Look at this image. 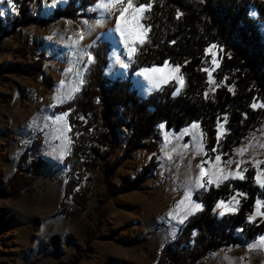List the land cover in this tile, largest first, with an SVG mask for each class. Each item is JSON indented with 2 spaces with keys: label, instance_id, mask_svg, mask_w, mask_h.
Listing matches in <instances>:
<instances>
[{
  "label": "rangeland",
  "instance_id": "obj_1",
  "mask_svg": "<svg viewBox=\"0 0 264 264\" xmlns=\"http://www.w3.org/2000/svg\"><path fill=\"white\" fill-rule=\"evenodd\" d=\"M66 1L43 0V15L49 17ZM100 3L98 0L94 7L97 17L92 23L85 18L78 22L60 18L51 20L44 28L29 24L0 41V190L13 174L21 150L36 132L43 137L26 161V166L32 161L37 163L35 168H28L30 185L16 199L0 197V264H154L163 245L174 238L189 216L184 218L186 213L196 212L192 211L195 204L201 205L195 199V192L204 180L218 185L227 178L235 179L240 175L244 178L247 170L254 169V182L260 194H264V186L256 179L259 174L264 180V116L232 153L226 156L218 153L219 160L217 156L210 159L206 155L203 129L198 120L178 131L160 123L157 151L136 148L111 177L112 186L116 188L154 159L157 168L139 188L117 193L101 205L105 194L104 176L100 169H93L82 181L91 191L86 209L69 200L67 204L74 207L77 215L69 218L59 214L68 172L64 157L70 140L67 113H53L51 108L77 89L81 72L90 59L85 51L90 42L101 38L111 44L105 73L115 79L123 77L133 44L144 39L147 31L141 18L132 20L131 10L125 14L129 21L125 26L118 19L122 5L105 12L97 7ZM0 13L6 20L13 17L17 13L13 0L11 4L0 0ZM250 14L258 15L254 7ZM121 31L125 35L122 36ZM36 44L43 56V65L37 74L28 75L26 68L17 71L8 67L16 49ZM215 46L208 50L211 92L221 85L215 76L222 61L221 49ZM144 69L158 71L145 73ZM170 80L177 82L175 93H178L182 85L180 66L168 62L140 68L132 78L134 89L143 97ZM256 105L262 107L260 103ZM226 131V119H223L218 126L219 136ZM126 133L125 129L119 131L113 158H120ZM246 197L245 192L235 191L221 200L222 205L221 201L217 204L220 207L215 206V215L236 213ZM258 200L262 201L261 195ZM256 207L247 212V222L264 221ZM226 208L236 210L225 211ZM249 217L255 219L249 220ZM238 231L242 239L240 245L211 251L196 264H264V250L249 247L258 243L264 232L247 240L241 227ZM176 257L178 263H186V255Z\"/></svg>",
  "mask_w": 264,
  "mask_h": 264
},
{
  "label": "trees",
  "instance_id": "obj_2",
  "mask_svg": "<svg viewBox=\"0 0 264 264\" xmlns=\"http://www.w3.org/2000/svg\"><path fill=\"white\" fill-rule=\"evenodd\" d=\"M98 0H67L49 17L43 15V0H13L17 13L4 19L0 13V41L29 24L44 28L48 22L66 18L75 22L85 18L94 22ZM144 0H134L139 6ZM152 7L143 13L145 25L143 43L133 44L123 77L110 79L105 70L109 64L111 44L96 38L85 51L90 56L72 95L51 108L53 113L66 112L70 140L64 157L68 172L59 203V214L74 218L75 206L86 209L90 188L83 185L86 174L100 169L104 176L103 205L109 197L139 188L141 182L156 168L151 159L136 175L113 188L111 177L127 156L136 148L150 152L158 149V125L180 130L198 120L203 129L206 155L214 159L218 153L225 156L260 123L264 116V0H149ZM257 17H252V8ZM221 49V64L215 76L221 85L211 92L208 67L211 64L209 48ZM38 44L15 50L8 67L28 75L37 74L43 65ZM27 49V50H26ZM166 62L180 66L182 85L175 93L177 82L170 80L146 97L134 89L132 78L144 67ZM226 119L227 131L218 134L219 122ZM126 130L125 145L120 158H113L119 141V131ZM42 134L35 137L20 152L13 174L0 190V197L16 199L30 185L28 168L37 163L26 161L31 150L42 142ZM38 167V166H37ZM34 171V169H32ZM254 169L246 171L244 178H227L216 185L204 180L195 192L202 207L190 214L179 227L174 238L163 245L154 264H181L176 255H186V263L196 264L209 252L231 245H240L241 227L247 240L264 232V221L259 224L246 221L260 194L254 182ZM247 194L236 213L217 217L215 206L235 191ZM264 212V206L260 208Z\"/></svg>",
  "mask_w": 264,
  "mask_h": 264
},
{
  "label": "snow or ice",
  "instance_id": "obj_3",
  "mask_svg": "<svg viewBox=\"0 0 264 264\" xmlns=\"http://www.w3.org/2000/svg\"><path fill=\"white\" fill-rule=\"evenodd\" d=\"M8 3L11 4L12 0H8ZM117 5H122L123 6V7L119 8L120 16H119L118 19L125 26L129 25V21L126 19V15H125L126 13L129 12V10L132 11V20L133 21H138L142 17L143 13H145L148 10H150L151 7H152V4H151V2H149V0H144L143 3L139 4V6H136L134 4V0H101V3L99 5H97V7L103 9L105 12H112V11H114L116 9ZM13 10H15L14 5H13ZM118 27H119V25H118ZM121 35L122 36L125 35L124 31H121ZM81 39H83L82 35H81ZM140 42L143 43V39H141ZM212 47H216V46L213 45ZM132 51H135V49H133ZM129 55H131V52L129 53ZM213 62L216 63L215 60ZM125 67H127V64L125 65ZM150 71H158V69H144L145 73H148ZM176 71H179V68H177ZM210 79H211V76H210ZM80 82L83 83V80H81ZM252 106L253 107H257L256 104H253ZM260 106L264 107V104H262ZM194 127H195V125H194ZM216 159L219 160L220 157L217 156ZM203 174L204 173L202 171L201 175L203 176ZM239 178H243V176L240 175ZM256 179H257V182L261 183V186H264V180L261 179L259 174L257 175ZM200 186L203 187V184H201ZM186 199H188V197H186ZM181 203H183V201ZM223 203L224 202L221 201V205ZM237 203H239V202H237ZM221 205H217V207H220ZM256 205H257V207H256L257 214L261 215V216H264V212L260 211L261 206H264V202L258 200L256 202ZM201 207H202V205L195 204V206L192 209V211L198 210ZM235 210H236L235 208H226L225 209V211H235ZM190 214H191V212L186 213L184 218H186V216L190 215ZM223 214L224 213H221V215H223ZM254 219H255V217H249V220H254ZM249 247L252 250H264V236L260 237L258 243H254V244L250 245Z\"/></svg>",
  "mask_w": 264,
  "mask_h": 264
}]
</instances>
